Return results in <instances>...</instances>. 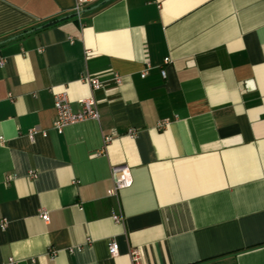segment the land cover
Instances as JSON below:
<instances>
[{"label":"crops","instance_id":"crops-1","mask_svg":"<svg viewBox=\"0 0 264 264\" xmlns=\"http://www.w3.org/2000/svg\"><path fill=\"white\" fill-rule=\"evenodd\" d=\"M74 5L0 0V264H264V0Z\"/></svg>","mask_w":264,"mask_h":264},{"label":"built area","instance_id":"built-area-1","mask_svg":"<svg viewBox=\"0 0 264 264\" xmlns=\"http://www.w3.org/2000/svg\"><path fill=\"white\" fill-rule=\"evenodd\" d=\"M95 0H75L74 11L79 14V12L85 6L91 5L94 3ZM169 60L165 59L164 63H168ZM0 65L2 62L0 61ZM149 69V64L146 62V70L141 73V77L144 78L146 76L147 70ZM161 76L165 77V72L161 71ZM84 83H86L92 91H98L103 88L106 81L103 79L96 77V76H86L83 79ZM112 82L117 83L118 78L116 76H112ZM53 102H54V110L55 112V120L52 124V128L57 133H62L63 129L67 126L72 124H77L86 120H98V111L96 109V103L92 98H84L79 100L78 103V110L72 111L70 102L68 100V96L65 92L56 93L53 95ZM38 134L37 130H31L28 134V138L32 140L34 136ZM130 135H134V132L130 131ZM42 136H45V133L41 132ZM105 142L110 140L109 137H106ZM128 171L126 168L122 167H115L112 169V188L107 191L108 197L116 198L118 196V192L120 190L127 189L132 184V179L129 177ZM29 177L31 179L36 178V174L30 172ZM40 219L44 223H48V215L46 212L40 213ZM112 221L114 223H120L122 218L119 214L112 215ZM108 253L110 256L114 257L117 255L118 252V245L111 240L108 243ZM9 264H14L12 260H8ZM130 264H139V254L137 251L133 250L131 252V263Z\"/></svg>","mask_w":264,"mask_h":264},{"label":"trees","instance_id":"trees-1","mask_svg":"<svg viewBox=\"0 0 264 264\" xmlns=\"http://www.w3.org/2000/svg\"><path fill=\"white\" fill-rule=\"evenodd\" d=\"M56 23H57V21H53V22H51V23H49V24H47V25L43 26L42 28H44V27H47V26L54 25V24H56Z\"/></svg>","mask_w":264,"mask_h":264},{"label":"water","instance_id":"water-1","mask_svg":"<svg viewBox=\"0 0 264 264\" xmlns=\"http://www.w3.org/2000/svg\"><path fill=\"white\" fill-rule=\"evenodd\" d=\"M104 2H108V0H104ZM97 7H98V5L94 6L92 9H95V8H97ZM79 14H82L81 11L79 12ZM79 14H78V15H79Z\"/></svg>","mask_w":264,"mask_h":264}]
</instances>
